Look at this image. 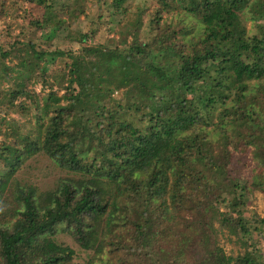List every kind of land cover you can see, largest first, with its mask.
<instances>
[{
  "label": "trees",
  "instance_id": "obj_1",
  "mask_svg": "<svg viewBox=\"0 0 264 264\" xmlns=\"http://www.w3.org/2000/svg\"><path fill=\"white\" fill-rule=\"evenodd\" d=\"M131 1L23 0L0 44V264H264V0Z\"/></svg>",
  "mask_w": 264,
  "mask_h": 264
},
{
  "label": "rangeland",
  "instance_id": "obj_2",
  "mask_svg": "<svg viewBox=\"0 0 264 264\" xmlns=\"http://www.w3.org/2000/svg\"><path fill=\"white\" fill-rule=\"evenodd\" d=\"M9 2L16 1V5H8L5 14L0 16V44H4L10 38H13L15 34L19 30V24L21 22V11L22 9L19 6H24L25 3L23 0H8ZM109 0H86V8L85 14L80 16V19L83 21H87L90 19H96L97 15L100 13H104V17L107 13L105 10L107 8L106 4H108ZM142 4L144 6H151L150 0H132L131 4ZM18 5V6H17ZM145 17V14H144ZM146 18V17H145ZM246 27L250 28L251 23L250 21H246ZM9 32V33H8ZM106 44L110 47H113L117 44L116 42V35L113 33L108 34V37L105 39ZM58 44L60 46H66L67 44L64 41H59ZM47 67V77L45 79H41L38 77H31L30 81L28 82V88L33 89L36 93L42 94L43 92L54 89V79L52 77V73L57 72L60 69L59 61H50L46 63ZM10 83L2 79L0 77V90L8 89ZM60 93V92H59ZM3 111L1 110L0 106V119L3 117ZM9 123H12L13 120L19 123H25L27 128H36L37 123L36 117L33 113H28L26 115H22L17 112H10L9 113ZM2 127H0L1 129ZM2 138L1 130H0V140ZM45 162L42 158L35 161L34 159H30L27 162V166L21 172V176L25 179L33 178V175L36 174L38 176H42L44 173ZM49 180V179H48ZM238 192H240L238 190ZM238 193L236 192L235 195ZM244 206L247 209V216H250L251 213H255L259 216H264V196L258 190H250L248 191L245 196L243 197ZM216 228L215 237L218 244L223 248L224 252L227 255L235 256L237 254L243 253L245 247L242 245V242L237 240L233 235H230L227 230L218 226L217 223L214 224ZM261 248L264 250V243H261Z\"/></svg>",
  "mask_w": 264,
  "mask_h": 264
}]
</instances>
